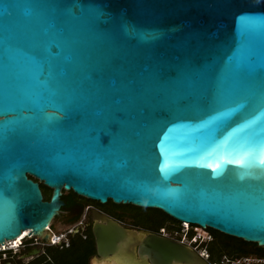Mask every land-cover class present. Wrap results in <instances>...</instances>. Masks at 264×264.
<instances>
[{"label": "water", "instance_id": "obj_1", "mask_svg": "<svg viewBox=\"0 0 264 264\" xmlns=\"http://www.w3.org/2000/svg\"><path fill=\"white\" fill-rule=\"evenodd\" d=\"M61 190L264 247V0H0V244L48 240Z\"/></svg>", "mask_w": 264, "mask_h": 264}, {"label": "flooded vegetation", "instance_id": "obj_2", "mask_svg": "<svg viewBox=\"0 0 264 264\" xmlns=\"http://www.w3.org/2000/svg\"><path fill=\"white\" fill-rule=\"evenodd\" d=\"M27 177L38 183L43 200H46L44 193L47 190L51 195L52 190L46 187L42 181L30 175H27ZM60 198L63 204L55 218H58L60 223L66 226L64 233L57 234L61 236V239L55 245H51L50 237L45 241L38 235L30 234V237H26L19 242L16 249L13 251L8 250L5 257H2L0 253V264H64L61 257L58 263L53 262L48 250L57 248L64 251L71 246L72 240L79 241L83 247H88L82 249L84 250V255H82L83 264H131L128 259L129 253L133 254L136 264H151L149 258L141 257L138 254L139 245L146 240L145 236L148 234H154L160 242L179 244L195 251L197 255L196 264H210L211 262L209 258L204 259L191 245L181 242L179 236L173 235V232L178 230L173 228L176 225L174 223L167 224L166 222L161 226L159 220L139 222L133 214L128 213L127 208L122 207V204L113 203L111 200L99 203L76 195L71 190H67L66 193L65 190H61ZM107 219L115 221L116 225L112 228L123 232L125 235L115 244L112 253L101 255L97 251L94 230L109 227L111 222ZM49 229L50 235L55 234L51 226ZM32 249H38L39 252L26 256Z\"/></svg>", "mask_w": 264, "mask_h": 264}, {"label": "trees", "instance_id": "obj_3", "mask_svg": "<svg viewBox=\"0 0 264 264\" xmlns=\"http://www.w3.org/2000/svg\"><path fill=\"white\" fill-rule=\"evenodd\" d=\"M44 194L45 199L47 200L50 196V193L45 192ZM127 209L128 212H130V209ZM156 210L157 215L154 217L153 220H147V217L139 218L138 216H135L136 213L134 212L130 213V215L133 214L134 218L137 219V221L139 222H154L159 220L161 222V226L164 225L166 222L174 224L179 223L178 221L163 213L161 210ZM173 228L179 230V226L177 225ZM208 231L214 237V241L207 245V250L209 252V260L211 262L219 261L222 255H226L229 258H237L246 255L264 257V247L257 246L256 243L246 242L242 239L223 234L211 228H208ZM80 244L81 243L79 241L72 240L71 246L66 248L64 251H60L55 248L54 250H48V254L50 255L52 261L56 263L59 262V258L61 257L64 261V264H83L84 260H82V255H84V250L82 249H87L88 247H83Z\"/></svg>", "mask_w": 264, "mask_h": 264}, {"label": "built area", "instance_id": "obj_4", "mask_svg": "<svg viewBox=\"0 0 264 264\" xmlns=\"http://www.w3.org/2000/svg\"><path fill=\"white\" fill-rule=\"evenodd\" d=\"M179 224V230L174 231L173 235L179 236L181 242L191 245L204 259H208L209 252L207 250V245L214 241L212 235L208 232V227H200L186 222H179ZM49 227L50 226L46 227V229L50 230ZM60 237L61 236L52 233L50 235L51 245H55L60 240ZM65 244L67 243L65 242ZM18 245L13 246L8 244L3 246L0 244V253L2 257L6 256L8 250L13 251ZM210 264H264V257L246 255L238 258H229L228 256H222L220 261H212Z\"/></svg>", "mask_w": 264, "mask_h": 264}, {"label": "rangeland", "instance_id": "obj_5", "mask_svg": "<svg viewBox=\"0 0 264 264\" xmlns=\"http://www.w3.org/2000/svg\"><path fill=\"white\" fill-rule=\"evenodd\" d=\"M46 193H50L49 190H47ZM122 207L129 208L130 209L129 210L130 212H128L129 214L134 212L136 213L135 216H138L139 218L147 217V220H153L154 217L157 215V210L153 208H142V207H136V206L134 207V206H131L130 204H122ZM167 224H170V222H167ZM176 225L179 226L180 224L177 223ZM50 226H51L52 231L55 234L64 233V230L66 228L65 225L60 223V220L58 218H54L51 221Z\"/></svg>", "mask_w": 264, "mask_h": 264}, {"label": "bare ground", "instance_id": "obj_6", "mask_svg": "<svg viewBox=\"0 0 264 264\" xmlns=\"http://www.w3.org/2000/svg\"><path fill=\"white\" fill-rule=\"evenodd\" d=\"M28 234V231L27 230H24L22 233H21V235H19L18 237H16V238H14V239H12V240H10V241H6V242H4L3 244H1V245H3V246H5V245H8V244H11V245H13V246H15V245H18L19 244V242L23 239V238H26V237H30V236H28L27 235ZM128 259H129V261H130V263L131 264H136L135 262H134V256H133V254H128Z\"/></svg>", "mask_w": 264, "mask_h": 264}, {"label": "clouds", "instance_id": "obj_7", "mask_svg": "<svg viewBox=\"0 0 264 264\" xmlns=\"http://www.w3.org/2000/svg\"><path fill=\"white\" fill-rule=\"evenodd\" d=\"M61 239V238H60Z\"/></svg>", "mask_w": 264, "mask_h": 264}]
</instances>
